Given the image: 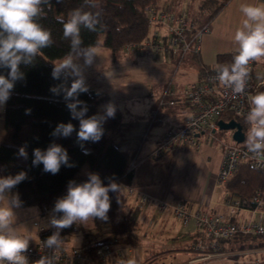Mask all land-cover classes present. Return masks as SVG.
I'll use <instances>...</instances> for the list:
<instances>
[{
    "label": "trees",
    "instance_id": "trees-1",
    "mask_svg": "<svg viewBox=\"0 0 264 264\" xmlns=\"http://www.w3.org/2000/svg\"><path fill=\"white\" fill-rule=\"evenodd\" d=\"M198 1L193 16L189 17L185 12L191 26L194 27L206 23L211 25L216 13L229 0ZM96 2L98 9L85 7L84 0H60V2L49 0L48 4L42 5L44 14L38 22L51 30L53 44L51 47L42 49L40 55L36 56L31 64H21L20 70L24 78L15 82L10 98L4 104V136L0 141V175L1 177L14 176L25 172L27 178L13 189L19 195L21 207L37 206L40 210L43 207L51 208L58 198L66 195L69 182L86 181L90 173L98 174L105 186L112 182L118 184L119 191L109 192L111 204L107 213L109 225L100 232L111 234L116 244L134 247L141 242L143 232L128 209V199L121 193V184L131 183L134 174V170L127 171L133 155L127 150L120 149L111 139V132L119 123L120 113L115 114L108 126L102 125L104 134L98 142L78 141L79 120L72 118V113L67 107V104L72 101L66 100L64 93V89L71 86L75 77L70 76L68 72L62 73L59 79H54L52 76L54 61L64 58L70 51L69 41L64 39L62 25L57 18L67 19L69 13L76 8L99 11L100 23L96 31L81 30L84 46L100 45L109 49L114 55L127 47L139 51L136 45L149 38L151 25L147 9L171 10L169 4H160V0H96ZM166 54L167 52L157 57L152 53L157 60L162 59ZM169 54L171 59H174L172 61L176 67L188 59L196 68L198 79H202L208 73L215 72L216 64L231 63L236 52L219 54L213 66L203 64L199 52L187 53L182 57ZM0 74L7 76L8 69L0 68ZM255 89V94L264 91V84L256 85ZM77 99L83 102L78 106L77 111L86 106L87 112L84 118H88L97 116L109 97L88 87V91L79 93ZM221 118L231 119L232 117L230 114H224ZM236 119L246 132L248 125L245 119ZM60 123H71L75 131L68 137L53 136V131ZM52 143L66 149L69 164L72 165L71 167L62 165L55 175L45 172L42 164L33 165V150L36 148L46 150ZM21 147H24L27 152L26 159L18 155ZM85 151L88 154H85ZM163 154L152 158H159ZM222 185L227 201H238L243 207H254L256 203L253 197L259 192L262 200L261 207L264 209V177L250 163H242L237 173ZM56 215L58 217L61 214L56 213ZM146 228L153 227L146 225ZM78 231H84L83 224L76 223L62 229L60 235L67 238ZM196 235L197 233L193 234V237ZM238 238L241 242L243 241L240 245L242 248L264 246V235H241ZM258 254L261 256H258L259 261L256 264H264V252ZM139 264H161V262L147 260Z\"/></svg>",
    "mask_w": 264,
    "mask_h": 264
},
{
    "label": "clouds",
    "instance_id": "clouds-1",
    "mask_svg": "<svg viewBox=\"0 0 264 264\" xmlns=\"http://www.w3.org/2000/svg\"><path fill=\"white\" fill-rule=\"evenodd\" d=\"M60 2V0H58ZM49 0H0V68L8 69L7 76L0 74V105H4L11 96L15 82L24 78L20 70L21 64H31L40 55L41 50L53 44L51 30L43 27L39 18L43 16L42 5ZM84 6L98 9L96 0H84ZM240 12L243 15L242 26L235 31L234 41L238 45L237 52L231 63L216 64L214 71L216 80L224 87L230 88L233 95L245 93L250 73V64L264 59V3L242 4ZM99 11H86L84 8L73 9L67 19L58 17L62 25L64 39L69 41L70 51L55 64L52 76L59 79L61 74L68 72L75 77L71 86L64 89L65 99L73 119L79 120L77 132L78 141L98 142L103 134V121L114 118L115 108L106 106L103 117L93 115L84 118L87 107L77 99L79 93L87 92L82 68L77 61L83 57L85 66H90L96 56L92 45L84 46L81 30L94 32L100 23ZM55 91V89H53ZM248 125L244 145L252 158L264 163V91L249 97V110L245 115ZM75 131L71 123H60L53 131V136L68 137ZM85 154H88L85 151ZM18 155L27 158L24 147L18 150ZM33 165H43V170L53 175L57 174L62 165L71 167L69 156L62 146L52 143L46 150H33ZM26 173L20 172L14 176L0 177V264H29L24 253L27 252L30 233H21L16 224L15 208L21 206L19 195H11V190L26 179ZM119 185L112 182L103 185L98 174L90 173L83 183L69 182L66 195L58 198L53 212L60 213L58 217L50 218V225L56 231L44 242V247L53 250L52 256H42L35 264H56L58 253L64 241L60 231L73 224H87L93 219L107 220L110 210L109 192L119 191ZM123 264H137L134 258L127 259Z\"/></svg>",
    "mask_w": 264,
    "mask_h": 264
},
{
    "label": "crops",
    "instance_id": "crops-1",
    "mask_svg": "<svg viewBox=\"0 0 264 264\" xmlns=\"http://www.w3.org/2000/svg\"><path fill=\"white\" fill-rule=\"evenodd\" d=\"M245 3L262 4L264 0H229L216 13L209 31L203 34L201 39L199 57L203 64L213 66L219 54L237 52L238 45L234 41V34L242 26L244 17L240 12V6ZM130 49L133 50L132 53H124L127 50L123 49L118 51V54L124 57V62L120 63L123 64L122 66H119V63L114 66L117 58L111 55L109 49H106L108 53L103 52V58L105 60L110 53L111 58L107 61L111 65V69L116 67L115 70L112 69L115 73L125 72L124 74H131L142 71L145 77L142 78L141 85L135 84L132 87L126 85L127 83H120L123 85L113 88L110 87V79L105 73L102 76L107 78L108 82L104 78L105 82L98 81L99 84H102V87L100 88L99 85L97 87V91L109 97L97 116L103 117L108 105L114 106L115 114L120 113L119 123L111 132L112 142L120 149L127 150L133 155L132 159L136 162V167L133 171L131 183L137 189L152 197V201L143 207H136L135 197L128 199V209L131 215L137 214L142 209L146 210L144 213L142 212L143 216H140V219L134 218L143 232L141 242L134 247L125 246L124 252L128 259H136L137 264L147 260L159 261L161 264H188L187 261L191 257L188 246L194 238V230L185 227L172 212H159L155 202L158 200H165L170 203L181 202L190 211L203 209L223 211L225 209L224 202L227 201L226 193L223 185L216 181V172L222 157L221 149L210 142L198 141L197 145L181 144L173 146L172 149L159 158H152L149 155L155 143L168 130L179 126L192 113V108L187 101L178 97H176L174 105L160 106L158 103L160 93L167 85H172L175 89H178L191 81L197 80L198 74L196 68L188 59L176 67L172 61L174 59H171L168 52L162 59L157 60L154 59L149 49L141 51ZM128 52L131 51L128 50ZM138 59H140V63L137 61ZM131 60L133 62H130ZM251 70V81L254 85L253 94H255V86L264 84V59L252 62ZM91 75V72L83 71L85 83L89 88H93L95 83L93 81L88 83L85 77L88 78ZM128 87H131L132 90L130 91ZM117 103L121 104V107ZM128 120L142 121L145 124L143 138L132 143L134 140H130L131 138L124 135L122 142L117 143V135L129 128ZM111 121L112 118H106L102 125L108 126ZM3 136V111L0 109V141ZM39 214L41 215V221L46 220L45 222L42 221L41 225L47 227L50 221L49 213L42 215L39 208ZM151 218L155 220L156 226L149 229L146 228V225ZM177 225H179L182 231L181 234L187 237V240L182 241L178 238L177 233L176 235L172 234V232H176ZM83 227L85 230V225ZM106 234H108V238H100L98 233L97 236L90 238L83 231L80 237L73 234L64 238L67 241L66 244L71 246L62 247L72 249L87 242L113 240L111 234ZM34 235L35 233L29 242L33 241ZM169 237H171V244L165 242ZM166 245H170V248L173 249L166 251V249H169ZM152 248L155 249L154 253L151 252ZM245 255L248 256V253Z\"/></svg>",
    "mask_w": 264,
    "mask_h": 264
},
{
    "label": "built area",
    "instance_id": "built-area-1",
    "mask_svg": "<svg viewBox=\"0 0 264 264\" xmlns=\"http://www.w3.org/2000/svg\"><path fill=\"white\" fill-rule=\"evenodd\" d=\"M151 34L149 38L136 45V49L148 48L157 57L165 52L180 57L187 53L199 52L203 34L209 31L210 25L203 24L198 27L191 26L185 13H174L165 8L147 9ZM251 69L247 80L245 93L233 95L230 88L222 86L216 80V73L210 72L202 79L191 81L184 86L175 89L171 85L160 93L158 103L160 106L174 105L176 97L184 99L192 108V113L177 127L168 130L158 144L151 150L150 156L157 157L181 144L197 145L199 138H204L210 143H216L221 149L222 157L216 172V181L219 184L227 182L238 171L242 163L248 162L264 177V163L252 158L242 142H236L233 130L221 129L218 120L227 122L236 118L245 119L249 110V97L253 95L254 85L251 81ZM230 114L231 119H223L221 115ZM236 117V118H235ZM240 123V122H239ZM241 124V123H240ZM243 130V129H242ZM218 132L227 134L226 139L217 137ZM244 132V130H243ZM246 133V132H244ZM136 162L132 160L127 171L134 170ZM121 193L130 199L135 197L136 207H143L152 201V197L137 189L132 183H122ZM256 203L254 207H243L238 201L224 202L223 211H210L208 209L190 211L181 202L170 203L158 200L155 206L159 212L170 211L181 221L185 227L192 228L194 234L188 246L191 257L188 264H202V262L221 259L230 256L223 250L222 243L241 235H264V209L261 207V196L257 192L253 197ZM51 208L43 207L42 215L50 214V218L56 213ZM38 231L29 242L26 253L29 264H35L42 256H52L53 250L44 247L46 239L55 232V228L47 227L35 222ZM148 227L155 226V220L151 218ZM64 240V237L61 236ZM99 243V244H97ZM125 245L111 241L87 242L79 247L67 249L62 247L59 251L56 264H123L128 259L124 252ZM91 249L93 251L91 252ZM264 252V246L242 250L240 254H258ZM250 262L256 264L257 255H253Z\"/></svg>",
    "mask_w": 264,
    "mask_h": 264
},
{
    "label": "rangeland",
    "instance_id": "rangeland-1",
    "mask_svg": "<svg viewBox=\"0 0 264 264\" xmlns=\"http://www.w3.org/2000/svg\"><path fill=\"white\" fill-rule=\"evenodd\" d=\"M198 2H199L198 0H160L159 3L160 4L161 3H167V4H169L171 11H173V12H184V13L186 12L189 15V17H191L194 15V13L196 11L195 7H196ZM94 47L97 51L96 52L97 54H96V57H94L93 61L96 60L97 62H95V63L93 62L90 66H85L83 57H81L77 61V63L82 68V73H83V71L84 72L89 71L92 73L91 77L88 76V78L85 77V79L88 83H90L91 81H93L95 83L93 89L98 90V88H97L98 85L100 88L102 87V84H99L98 81H104L105 82V80H104L105 77L102 76V74L105 75V73L110 79L109 80V83L111 84L110 87L117 88L120 85H123L125 83H127L126 85H129L132 87L135 84L141 85L142 78L145 77L144 73H142V71L137 72V73H131V74H124L125 72L115 73V71H112V69L115 70L116 67L111 69V65H109V62L107 61L109 58H111V55H113V54L111 53V55H110V53H109L107 58L104 60L103 52L108 53L107 52L108 50H106L107 48L100 46V45H97ZM144 49H148V48H143V50ZM123 50H127V51H124V53H126V52L132 53V51H133L129 47L124 48ZM128 50H130L131 52H128ZM99 52H102V53H99ZM120 55L118 54V52L113 55L114 57L117 58V62L115 63L114 66H116L117 63H119V66L123 65L120 63L124 62L123 61L124 57H123V55H121V56ZM145 56H147V55H145ZM61 60L62 59L55 60L54 63L59 64L61 62ZM137 61L139 63L141 62L140 59H138ZM130 62H133V61L131 60ZM134 67H136V66H134ZM141 70H142V67H141ZM122 74H124V75H122ZM121 75H122V77L120 78ZM105 79H107V78H105ZM107 82H108V79H107ZM120 83H123V84H120ZM108 87H109V85H108ZM128 89L130 91L132 90L131 87H128ZM107 90H108V88H107ZM117 104L121 107V104H119V103H117ZM0 109H2V111H3L4 105H0ZM124 112H126V111H124ZM130 113H132V112H130ZM128 121H129L128 122V124H129L128 130L127 131L125 130L123 133L117 135V137H116L117 143L122 142V138L124 137V135H126L128 138H131L130 140H134V141H132V143L138 142L143 138L142 136H143V132L145 130V124L142 121H133V120L132 121L128 120ZM216 135L218 138H221V139L227 138V134H225L224 132H218ZM197 141H206V140L204 138H199V139H197ZM207 142H209V141H207ZM212 144L217 145L216 143H212ZM0 177H1V175H0ZM83 182H85V181H82L80 183H83ZM15 194H16L15 190L12 189L11 195H15ZM145 210L146 209H142L139 211L140 213L138 212L137 214H135V213L132 214L133 218H135V219L139 218L140 219V216L141 217L143 216L142 212L144 213ZM14 212L16 214L15 227H17L21 233H30L31 236L38 231V226L35 224V222H39L41 224L42 221L43 222L46 221L45 219H43L41 221V215L39 214V208L37 206H31V207H21L20 206L18 208H15ZM83 225H85L84 233L88 237L93 238L94 236H97V233H98V235H100V238H108V234H106L105 232H100L101 231L100 229L104 230L106 227H108V225H109L108 220H100V219L96 218V219L89 221L87 224H83ZM97 230L98 231L100 230V231L96 232ZM176 233H177L178 238L180 240H182V241L184 239L187 240V237H185L184 235L181 234L182 231H181L179 225H177L176 232H172V234H175V235H176ZM75 236H77V237L82 236V232L78 231ZM63 241H64L63 246H71L69 244H66L67 241H65V240H63ZM165 242L167 244H171V237L167 238L165 240ZM242 242H241V240H239L238 237L233 238L231 241H225L224 243H222L223 250H226L228 253H230V256H226V257L221 258L219 260L214 259V260L202 262V264H252L250 261L253 258H255V257H253V255L261 256V254L248 253V256L245 254H240V252L242 250H247L249 248H253V247H249V248L240 247ZM166 246H168V248H170V245H166ZM151 252L154 253L155 249L152 248Z\"/></svg>",
    "mask_w": 264,
    "mask_h": 264
},
{
    "label": "water",
    "instance_id": "water-1",
    "mask_svg": "<svg viewBox=\"0 0 264 264\" xmlns=\"http://www.w3.org/2000/svg\"><path fill=\"white\" fill-rule=\"evenodd\" d=\"M218 125L221 129L233 130L232 137L236 142H242L243 141L244 132L242 130V125L238 121L231 119V120L225 122L222 119H220V120H218Z\"/></svg>",
    "mask_w": 264,
    "mask_h": 264
}]
</instances>
